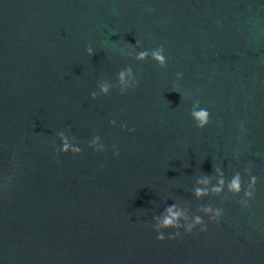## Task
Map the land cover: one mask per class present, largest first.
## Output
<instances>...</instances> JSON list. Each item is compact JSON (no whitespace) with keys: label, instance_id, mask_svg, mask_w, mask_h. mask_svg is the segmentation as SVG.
<instances>
[{"label":"water","instance_id":"1","mask_svg":"<svg viewBox=\"0 0 264 264\" xmlns=\"http://www.w3.org/2000/svg\"><path fill=\"white\" fill-rule=\"evenodd\" d=\"M0 264H264V0H0Z\"/></svg>","mask_w":264,"mask_h":264},{"label":"clouds","instance_id":"2","mask_svg":"<svg viewBox=\"0 0 264 264\" xmlns=\"http://www.w3.org/2000/svg\"><path fill=\"white\" fill-rule=\"evenodd\" d=\"M87 51L89 53V55L94 54L93 49L91 48V46L89 45L87 47ZM153 58L160 64L161 67H166L167 66V60L166 57L163 55V46H161L160 49L156 50L153 52ZM146 56V53H141L140 56L138 57L139 59H144ZM124 73L121 72L120 73V78L121 81L123 82V78H124ZM178 75H183L182 73H178ZM102 91H104L105 93H107V88H103ZM93 96H95V94L93 93ZM192 116L195 118L196 120V127L198 129H204L205 127L208 126L209 122H210V112L206 109H201L200 111H194L192 112ZM130 131H135V129H131ZM67 147V145H65V148ZM78 151V150H77ZM120 153L117 152L115 154L116 157H119ZM255 178H253L254 180ZM222 183V182H221ZM239 176H237L231 183L230 187L233 191H238L239 190ZM215 191H219V189H216ZM202 193L200 192V190H197V195H201ZM248 196H251L252 193L249 192L247 193ZM175 206H170L166 209L168 215L165 216L164 220H163V227H175L178 228L180 227V225L177 223V218L181 215L180 213L174 211ZM205 211L211 212L212 210L210 208L205 209ZM222 216V212L220 210H217L214 215L211 217L212 222L215 223H219L220 219ZM196 225H203L200 228L201 232H207L208 231V227L207 225L203 224V221L201 220L200 217H196L195 219V225L190 224L187 226V229L185 231V234L191 235L193 233V229ZM157 240L160 242H164L165 240V235L163 234V232H158L157 233ZM181 233L180 232H175L174 235H169L167 237V239L169 240H175L177 238H180Z\"/></svg>","mask_w":264,"mask_h":264}]
</instances>
